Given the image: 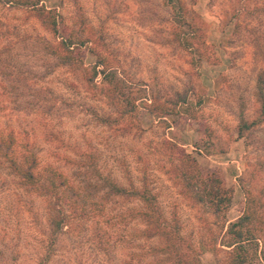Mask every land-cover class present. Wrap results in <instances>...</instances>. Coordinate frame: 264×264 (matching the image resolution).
<instances>
[{
  "label": "rangeland",
  "instance_id": "obj_1",
  "mask_svg": "<svg viewBox=\"0 0 264 264\" xmlns=\"http://www.w3.org/2000/svg\"><path fill=\"white\" fill-rule=\"evenodd\" d=\"M4 1L0 264H220L244 215L246 264H264V0H183L191 27L172 0H38L78 39L71 65L32 9ZM187 32L191 50L175 37ZM167 139L220 180L219 214ZM7 156L34 158L37 185ZM137 191L178 230L179 253L144 234Z\"/></svg>",
  "mask_w": 264,
  "mask_h": 264
},
{
  "label": "trees",
  "instance_id": "obj_2",
  "mask_svg": "<svg viewBox=\"0 0 264 264\" xmlns=\"http://www.w3.org/2000/svg\"><path fill=\"white\" fill-rule=\"evenodd\" d=\"M18 2L20 5H26L30 9H32L35 13V16L40 20L42 25L50 31L56 38L55 46L52 47V52L57 54L60 58L61 63L63 64H74L75 58L74 57V50L77 45V40L75 38V34L68 29V27L63 23L62 20L57 18V14L52 8H47L44 5H39L38 0H6L4 2ZM172 5H175L178 10L176 13L178 15V21H181L184 25L191 27V22L186 21L184 19L185 14L180 13L179 9H183L185 3L183 0H172ZM195 33L191 34L188 32L180 35V33H175V37L179 41L180 45L190 49L191 46L194 45L195 41ZM197 48V47H196ZM195 48V49H196ZM191 50V49H190ZM92 72L85 73V80L88 83H92L96 74L101 71H96L95 66H92ZM88 70V69H84ZM264 71V70H263ZM260 72L257 77V99L261 103V113L264 114V72ZM185 96L181 97V101H185ZM12 141V139H11ZM11 141L7 142L6 146L9 147L11 145ZM1 142H5L4 139L0 137V145ZM165 142L172 146L173 148L178 149V153L176 154L179 162L185 165L184 157L186 161L192 164V171L196 172L197 176L199 177V184L201 189L196 191V195L198 199L201 201L207 202L213 209L215 214H219L223 208L226 207L227 203L229 202V196L227 195V191L225 188L222 187L220 180L213 174H201L198 170V166L194 161V158L190 156L189 153L185 152L182 147H179L174 141L167 139ZM8 157V156H7ZM10 162V166L13 168L15 172H17L25 181L26 184L29 185H37V177L34 174L33 168L35 166L34 158L29 159L27 161L26 166H22L17 164V161L11 157H8ZM186 175V174H185ZM194 175V174H193ZM190 180L192 175H189ZM111 184V183H110ZM114 190L122 191V188L117 187L114 183L111 184ZM139 194V192L137 191ZM144 201V209L140 213L142 221L146 224V229L144 230V234L147 237L157 236L163 238L166 244V249L171 253H179V248L181 246V236L179 235L178 230L175 229V226H166V219L163 217L161 211L157 209V205L153 199V195L150 193H140L138 195ZM248 215H244L239 217L237 221L230 224V232L233 233V239L227 243V246L230 247L226 252V257L223 259V262L220 264H246L248 261L249 253L245 249L244 242L246 241L245 237L243 236L242 229L235 227L240 226L243 224L245 220H247ZM53 225L55 228H58L61 223V218H54L52 219ZM177 228V227H176ZM250 241V240H247ZM179 260V259H178ZM180 264H193L187 260H183Z\"/></svg>",
  "mask_w": 264,
  "mask_h": 264
}]
</instances>
